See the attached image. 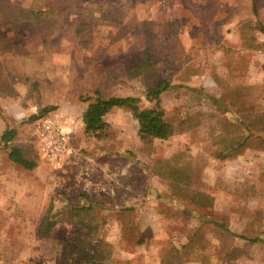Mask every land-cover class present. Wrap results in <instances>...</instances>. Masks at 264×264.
Masks as SVG:
<instances>
[{
    "label": "rangeland",
    "instance_id": "374dc122",
    "mask_svg": "<svg viewBox=\"0 0 264 264\" xmlns=\"http://www.w3.org/2000/svg\"><path fill=\"white\" fill-rule=\"evenodd\" d=\"M4 1L0 135L16 129L37 166L11 163L0 144V264H55L80 227L66 213L46 238L38 226L51 197L56 207L75 205L85 203L81 193L99 212L104 264H264V244L229 234L264 238V132L226 160L216 158L219 147L209 137L212 125L218 134L228 123L246 134L232 115L264 111V0H255L257 16L252 0ZM22 9L37 19L18 18ZM145 50L154 77H128ZM161 81L174 87L160 97L165 119L179 129L171 138L141 142L137 121L123 108L104 116L102 137H88L80 111L71 114L77 133L62 167L42 159L39 119L30 121L41 109L76 99L85 110L79 97L95 89L139 98L149 109L155 102L145 93ZM187 117L200 123L182 130ZM165 166L187 171L213 207L175 196L155 174Z\"/></svg>",
    "mask_w": 264,
    "mask_h": 264
},
{
    "label": "trees",
    "instance_id": "16d2710c",
    "mask_svg": "<svg viewBox=\"0 0 264 264\" xmlns=\"http://www.w3.org/2000/svg\"><path fill=\"white\" fill-rule=\"evenodd\" d=\"M8 10L4 0H0V13H5ZM252 10L254 16H257V6L255 0H252ZM38 14L30 9H22L19 11L18 18L24 20H36ZM247 25H243V36L247 32ZM245 34V35H244ZM244 43H249V35L244 39ZM255 48V47H251ZM153 65L151 56L147 50L143 53V61L141 64L126 72L128 77H136L143 74L145 77L153 78ZM36 86V84H33ZM176 88V87H175ZM174 87L167 81L158 82L155 86L149 89L146 93L148 101L155 102L154 107L149 109H141L139 106V98L136 97H120L108 96L105 97L102 90L95 89L86 96H80L81 102L88 103L82 114V123L84 134L88 137L100 138L107 127L103 120L114 108L128 109L132 117L138 123V137L141 142L150 144L153 140H167L174 136L179 129L165 119V112L160 103V97L167 91H172ZM54 107H45L39 111L38 115L30 117V121H35L41 116L54 111ZM224 112H230L224 109ZM236 112L239 110L237 108ZM235 125H241L246 134L238 131H232L234 126L230 123L223 124L221 131L217 134L212 125L209 131L211 142L219 147L216 158L226 160L235 157L248 143L249 139L258 132H264V111L250 113L243 119L241 114L232 115ZM192 118V117H191ZM187 117L180 125L182 130L190 128L193 125H198L196 121L192 124V119ZM0 144L6 151L9 161L15 165L21 166L24 170L32 171L36 168L35 152L29 144L19 143L17 141V131L14 128L7 129L0 135ZM157 177L166 181L169 184L173 194L181 199L189 201L192 205L210 209L214 205V198L207 193L195 190L191 187V176L187 171L178 170L170 166H165L163 169H156ZM85 203L76 202L75 205H65L56 207L54 197L48 201L44 216L38 226L37 235L40 238H46L51 230L57 224L60 216L66 213V218L72 220L80 227L78 233L71 237L64 246L63 253L58 257L55 264H104L105 255L101 249L100 241L97 238L101 229L99 221V212L92 204L91 198L86 193H81ZM221 228L224 225L218 224ZM232 236L244 240L251 244H264L263 237H245L229 233ZM159 264H177L169 258H162Z\"/></svg>",
    "mask_w": 264,
    "mask_h": 264
},
{
    "label": "built area",
    "instance_id": "2783aa9c",
    "mask_svg": "<svg viewBox=\"0 0 264 264\" xmlns=\"http://www.w3.org/2000/svg\"><path fill=\"white\" fill-rule=\"evenodd\" d=\"M40 151L54 169H60L67 153L69 139L76 133L78 120L61 110L51 111L39 118Z\"/></svg>",
    "mask_w": 264,
    "mask_h": 264
},
{
    "label": "crops",
    "instance_id": "0c3cea01",
    "mask_svg": "<svg viewBox=\"0 0 264 264\" xmlns=\"http://www.w3.org/2000/svg\"><path fill=\"white\" fill-rule=\"evenodd\" d=\"M79 101H80V99H79ZM57 110L64 111V112H66V113H68V114H79L80 111H82L81 113L83 114V112H84V109H82V107L79 105V103L77 102L76 99L71 100L70 103H69L66 99L61 100V101L59 102L58 106H57ZM81 117H82V116H81ZM82 126H83V123H82V125H81L80 128H82ZM78 129H79V128H78ZM76 133H77V131H76ZM76 133H75L74 135H76ZM37 144H38L39 153H40L42 159H43L45 162H47L46 158L43 156V154H42L41 151H40L39 141H38ZM68 149H69V147L67 146V153L69 152ZM67 153H66V154H67ZM65 158H66V155H65V157H64V160H65ZM47 163H48V162H47Z\"/></svg>",
    "mask_w": 264,
    "mask_h": 264
}]
</instances>
